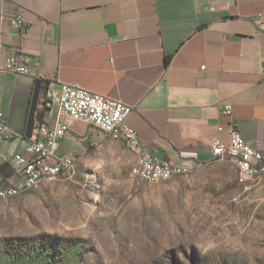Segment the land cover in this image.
I'll return each instance as SVG.
<instances>
[{
    "label": "crops",
    "instance_id": "crops-1",
    "mask_svg": "<svg viewBox=\"0 0 264 264\" xmlns=\"http://www.w3.org/2000/svg\"><path fill=\"white\" fill-rule=\"evenodd\" d=\"M0 47L3 57L27 55L30 71H0V107L14 135L2 153L26 147L37 73L43 85L76 84L129 105L140 145L170 164L216 162L211 143L228 141L230 123L264 155V0H0ZM40 118L55 122L45 109ZM58 121L68 127L59 157L76 160L110 139ZM0 176L14 180L5 164Z\"/></svg>",
    "mask_w": 264,
    "mask_h": 264
},
{
    "label": "rangeland",
    "instance_id": "rangeland-1",
    "mask_svg": "<svg viewBox=\"0 0 264 264\" xmlns=\"http://www.w3.org/2000/svg\"><path fill=\"white\" fill-rule=\"evenodd\" d=\"M135 160L110 138L0 197V264H264V177L216 161L150 183Z\"/></svg>",
    "mask_w": 264,
    "mask_h": 264
},
{
    "label": "built area",
    "instance_id": "built-area-1",
    "mask_svg": "<svg viewBox=\"0 0 264 264\" xmlns=\"http://www.w3.org/2000/svg\"><path fill=\"white\" fill-rule=\"evenodd\" d=\"M21 35L25 34V26L21 17L14 22ZM0 71L12 74L29 75V57L25 54L14 53L7 57L1 56ZM36 80L44 82L45 76L32 73ZM42 107L55 122L36 123L31 138L23 151L5 154L0 151V164H5L12 170L13 181L0 176V196L11 198L32 189L36 179L45 174H54L55 178L68 174L71 168V158L59 157L57 152L60 143L67 132V124L58 119L82 123L98 129L107 136H120L129 145V151L137 153L141 158L139 173L133 177L141 181L168 180L186 172L187 168L177 164H170L150 154L139 143V136L135 129L126 123L131 107L120 101L88 91L76 84L52 82L46 84L42 95ZM223 112L229 116L230 107L224 106ZM13 133L9 130L5 114L0 107V146L7 140H12ZM228 141L224 143L215 137L211 143L212 160L227 159L239 168V179L251 173H258L264 177V155L241 135L238 128L229 124L227 128Z\"/></svg>",
    "mask_w": 264,
    "mask_h": 264
},
{
    "label": "bare ground",
    "instance_id": "bare-ground-1",
    "mask_svg": "<svg viewBox=\"0 0 264 264\" xmlns=\"http://www.w3.org/2000/svg\"><path fill=\"white\" fill-rule=\"evenodd\" d=\"M110 138H112L113 140H116L118 142H121L122 144H124L126 147L129 148V145L126 143L125 140H123L120 136H110ZM134 153V152H133ZM136 156V161L135 163L132 165L131 167V174L133 175V173H139L140 169H141V158L138 156L137 153H134ZM74 160L73 158H71V168H69L68 172L72 169L73 165H74ZM216 161H230L227 159H219ZM232 164L234 165V163L232 162ZM237 172L239 173V168L234 165ZM49 177H55L54 174H45L44 176H40L38 177V179L35 180V182L32 185V188H34L36 185H38L42 180L49 178ZM175 176H171L168 180H170L171 178H173ZM259 174L258 173H251L249 175H246V177L241 178L242 180H247V179H252V178H258ZM168 180H161V181H151L152 183H160V182H165ZM2 197V196H0ZM3 198V197H2Z\"/></svg>",
    "mask_w": 264,
    "mask_h": 264
},
{
    "label": "water",
    "instance_id": "water-1",
    "mask_svg": "<svg viewBox=\"0 0 264 264\" xmlns=\"http://www.w3.org/2000/svg\"><path fill=\"white\" fill-rule=\"evenodd\" d=\"M40 91H41V81L40 80H35L34 82V89L30 101V107H29V112L26 120V125L24 129V134L23 137L25 139H30L32 135V131L36 125V120H35V115L37 111V105H38V100L40 96Z\"/></svg>",
    "mask_w": 264,
    "mask_h": 264
},
{
    "label": "trees",
    "instance_id": "trees-1",
    "mask_svg": "<svg viewBox=\"0 0 264 264\" xmlns=\"http://www.w3.org/2000/svg\"><path fill=\"white\" fill-rule=\"evenodd\" d=\"M46 89V85H43V82L41 83V91H40V96H39V100H38V105H37V111H36V115H35V119L37 120V123L41 122V114L43 111V107H42V95L44 94ZM43 90V91H42Z\"/></svg>",
    "mask_w": 264,
    "mask_h": 264
}]
</instances>
